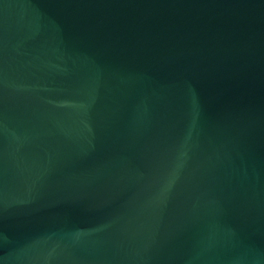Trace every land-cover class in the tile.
I'll return each instance as SVG.
<instances>
[{
  "label": "water",
  "instance_id": "water-1",
  "mask_svg": "<svg viewBox=\"0 0 264 264\" xmlns=\"http://www.w3.org/2000/svg\"><path fill=\"white\" fill-rule=\"evenodd\" d=\"M0 264H264V0H0Z\"/></svg>",
  "mask_w": 264,
  "mask_h": 264
}]
</instances>
